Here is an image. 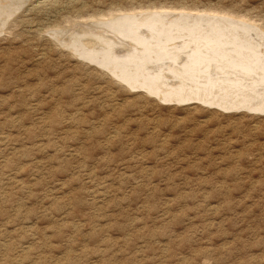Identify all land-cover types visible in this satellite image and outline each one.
I'll list each match as a JSON object with an SVG mask.
<instances>
[{
  "label": "rangeland",
  "instance_id": "obj_1",
  "mask_svg": "<svg viewBox=\"0 0 264 264\" xmlns=\"http://www.w3.org/2000/svg\"><path fill=\"white\" fill-rule=\"evenodd\" d=\"M151 8L264 27V0H0V264H264V114L74 54V24Z\"/></svg>",
  "mask_w": 264,
  "mask_h": 264
},
{
  "label": "bare ground",
  "instance_id": "obj_2",
  "mask_svg": "<svg viewBox=\"0 0 264 264\" xmlns=\"http://www.w3.org/2000/svg\"><path fill=\"white\" fill-rule=\"evenodd\" d=\"M162 9L125 17L118 10L74 24V54L158 101L264 114V27L212 11Z\"/></svg>",
  "mask_w": 264,
  "mask_h": 264
}]
</instances>
